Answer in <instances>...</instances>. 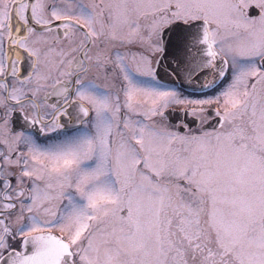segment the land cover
<instances>
[{"label": "snow or ice", "instance_id": "obj_1", "mask_svg": "<svg viewBox=\"0 0 264 264\" xmlns=\"http://www.w3.org/2000/svg\"><path fill=\"white\" fill-rule=\"evenodd\" d=\"M0 264H264V0H0Z\"/></svg>", "mask_w": 264, "mask_h": 264}, {"label": "flooded vegetation", "instance_id": "obj_2", "mask_svg": "<svg viewBox=\"0 0 264 264\" xmlns=\"http://www.w3.org/2000/svg\"><path fill=\"white\" fill-rule=\"evenodd\" d=\"M182 91V95L184 97H187L188 99H205L207 98L208 96H211L214 94V91L213 89H204V90H191V89H188V90H184V89H181ZM181 106H178V105H173L172 109H180ZM209 114L211 115V109H209ZM188 119H191L190 117ZM173 123H175L174 121H172ZM211 122H214V121H211ZM191 126V125H190ZM192 127H195V125H192Z\"/></svg>", "mask_w": 264, "mask_h": 264}, {"label": "water", "instance_id": "obj_3", "mask_svg": "<svg viewBox=\"0 0 264 264\" xmlns=\"http://www.w3.org/2000/svg\"><path fill=\"white\" fill-rule=\"evenodd\" d=\"M169 112L172 113V116L170 117V119H171L172 121H174V122H176V117L179 116V115H181V113H180V109H172V108H170V109H169ZM191 126H192V125H191Z\"/></svg>", "mask_w": 264, "mask_h": 264}]
</instances>
